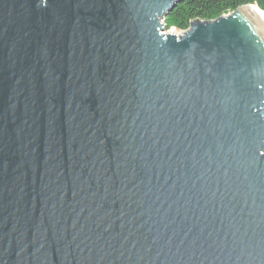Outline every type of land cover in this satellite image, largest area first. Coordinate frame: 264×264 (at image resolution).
<instances>
[{
    "label": "water",
    "instance_id": "1",
    "mask_svg": "<svg viewBox=\"0 0 264 264\" xmlns=\"http://www.w3.org/2000/svg\"><path fill=\"white\" fill-rule=\"evenodd\" d=\"M181 1L0 0V264H264V25Z\"/></svg>",
    "mask_w": 264,
    "mask_h": 264
},
{
    "label": "trees",
    "instance_id": "2",
    "mask_svg": "<svg viewBox=\"0 0 264 264\" xmlns=\"http://www.w3.org/2000/svg\"><path fill=\"white\" fill-rule=\"evenodd\" d=\"M246 4L264 11V0H182L165 18L166 26L186 30L194 19L213 20Z\"/></svg>",
    "mask_w": 264,
    "mask_h": 264
},
{
    "label": "bare ground",
    "instance_id": "3",
    "mask_svg": "<svg viewBox=\"0 0 264 264\" xmlns=\"http://www.w3.org/2000/svg\"><path fill=\"white\" fill-rule=\"evenodd\" d=\"M250 10L254 13L256 19L264 25V11H262L257 5H250L249 6ZM167 33V32H166ZM167 34H173L176 35L175 29H172L169 31Z\"/></svg>",
    "mask_w": 264,
    "mask_h": 264
},
{
    "label": "rangeland",
    "instance_id": "4",
    "mask_svg": "<svg viewBox=\"0 0 264 264\" xmlns=\"http://www.w3.org/2000/svg\"><path fill=\"white\" fill-rule=\"evenodd\" d=\"M163 25H164V28H165V32H167V33H169V31L172 30V29H175L176 33H181V31H184V30H178L175 27L167 28L165 19L163 20Z\"/></svg>",
    "mask_w": 264,
    "mask_h": 264
},
{
    "label": "built area",
    "instance_id": "5",
    "mask_svg": "<svg viewBox=\"0 0 264 264\" xmlns=\"http://www.w3.org/2000/svg\"><path fill=\"white\" fill-rule=\"evenodd\" d=\"M183 31H181V33H182Z\"/></svg>",
    "mask_w": 264,
    "mask_h": 264
}]
</instances>
